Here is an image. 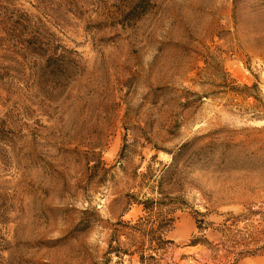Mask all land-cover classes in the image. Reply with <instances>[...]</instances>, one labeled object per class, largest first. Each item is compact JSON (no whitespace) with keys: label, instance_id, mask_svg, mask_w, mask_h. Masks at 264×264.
Returning <instances> with one entry per match:
<instances>
[{"label":"rangeland","instance_id":"rangeland-1","mask_svg":"<svg viewBox=\"0 0 264 264\" xmlns=\"http://www.w3.org/2000/svg\"><path fill=\"white\" fill-rule=\"evenodd\" d=\"M146 197L123 263L264 264V0H0V264H99Z\"/></svg>","mask_w":264,"mask_h":264},{"label":"trees","instance_id":"trees-1","mask_svg":"<svg viewBox=\"0 0 264 264\" xmlns=\"http://www.w3.org/2000/svg\"><path fill=\"white\" fill-rule=\"evenodd\" d=\"M244 86L247 87V85ZM192 141L193 139L186 140L178 146L176 151H171V161L164 164L161 168L160 175L157 178L160 186L163 185L162 181L164 178H173L178 165V155L187 151V149L191 146ZM138 202L142 204L145 214L139 216L138 221L133 224L123 219H118L113 223L107 248L104 252L103 259L100 260L99 264H110L113 254L118 257L114 264H125L123 263V255L134 252L130 251L129 247L124 246V244L120 241V234H126L128 232L126 230L127 228L130 229L129 232L131 234L137 233V235L141 237L136 246V251L140 252L139 261L141 263H143L146 258L156 259L152 253L145 255V250L152 249L155 251L158 250V248H164L167 242H172L171 239H166L164 237V233L169 229L172 221V217H168L166 211L162 210V205L168 204V202L160 199H153L152 197H146L142 201L138 200ZM197 226L200 227V225ZM191 242L193 241L191 240Z\"/></svg>","mask_w":264,"mask_h":264},{"label":"crops","instance_id":"crops-1","mask_svg":"<svg viewBox=\"0 0 264 264\" xmlns=\"http://www.w3.org/2000/svg\"><path fill=\"white\" fill-rule=\"evenodd\" d=\"M249 262H250V263H253V262H255V261L252 259V260H250Z\"/></svg>","mask_w":264,"mask_h":264}]
</instances>
